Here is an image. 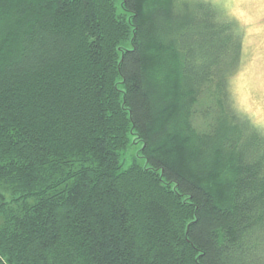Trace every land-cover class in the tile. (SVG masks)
<instances>
[{
	"label": "trees",
	"instance_id": "1",
	"mask_svg": "<svg viewBox=\"0 0 264 264\" xmlns=\"http://www.w3.org/2000/svg\"><path fill=\"white\" fill-rule=\"evenodd\" d=\"M243 54L216 0H0V264H264Z\"/></svg>",
	"mask_w": 264,
	"mask_h": 264
},
{
	"label": "rangeland",
	"instance_id": "2",
	"mask_svg": "<svg viewBox=\"0 0 264 264\" xmlns=\"http://www.w3.org/2000/svg\"><path fill=\"white\" fill-rule=\"evenodd\" d=\"M216 1L243 32V61L230 79L235 105L264 128V0ZM138 146L131 152L137 154Z\"/></svg>",
	"mask_w": 264,
	"mask_h": 264
},
{
	"label": "water",
	"instance_id": "3",
	"mask_svg": "<svg viewBox=\"0 0 264 264\" xmlns=\"http://www.w3.org/2000/svg\"><path fill=\"white\" fill-rule=\"evenodd\" d=\"M0 206H1V199H0Z\"/></svg>",
	"mask_w": 264,
	"mask_h": 264
}]
</instances>
